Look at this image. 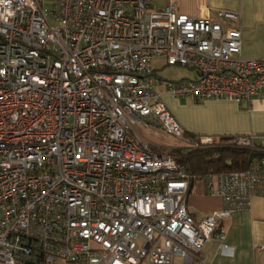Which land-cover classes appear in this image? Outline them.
I'll list each match as a JSON object with an SVG mask.
<instances>
[{
  "label": "built area",
  "instance_id": "1",
  "mask_svg": "<svg viewBox=\"0 0 264 264\" xmlns=\"http://www.w3.org/2000/svg\"><path fill=\"white\" fill-rule=\"evenodd\" d=\"M238 18L148 0H0V264H207L212 238L232 253L220 221L264 196V157L194 173L134 128L210 145L185 138L164 94L249 104L264 92V56L242 58ZM157 59L194 75L163 80ZM196 185L223 204L197 222Z\"/></svg>",
  "mask_w": 264,
  "mask_h": 264
},
{
  "label": "crops",
  "instance_id": "2",
  "mask_svg": "<svg viewBox=\"0 0 264 264\" xmlns=\"http://www.w3.org/2000/svg\"><path fill=\"white\" fill-rule=\"evenodd\" d=\"M150 5L162 8L172 4L182 13L200 16L215 14L219 9L239 14L231 22L241 31V56L254 59L264 56V0H148ZM186 69L182 78H191L194 72ZM168 110L192 137H212L214 142L235 136L254 135L259 143L264 137V92L254 96L249 104H237L223 99L196 101L163 95ZM188 213L194 221L222 208L221 198L209 194L202 185L191 188L186 196ZM224 243L233 248L230 255L221 253L220 242L210 239L203 248L207 264H264V196H254L248 210H238L220 221Z\"/></svg>",
  "mask_w": 264,
  "mask_h": 264
},
{
  "label": "trees",
  "instance_id": "3",
  "mask_svg": "<svg viewBox=\"0 0 264 264\" xmlns=\"http://www.w3.org/2000/svg\"><path fill=\"white\" fill-rule=\"evenodd\" d=\"M184 136L194 139L190 135ZM233 138L189 150L174 148L170 150V155L190 172L201 174L245 170L254 161L264 157V148L259 145L239 146L232 142ZM151 151L155 152L154 148Z\"/></svg>",
  "mask_w": 264,
  "mask_h": 264
},
{
  "label": "rangeland",
  "instance_id": "4",
  "mask_svg": "<svg viewBox=\"0 0 264 264\" xmlns=\"http://www.w3.org/2000/svg\"><path fill=\"white\" fill-rule=\"evenodd\" d=\"M161 62V59H157L155 61V68L157 69L158 76L163 80L180 79L186 73L185 68H179L177 66H166L160 68ZM134 130L149 143L150 150L151 148H154L155 153L170 154V150L174 148H182L183 150H189L193 148L186 145L185 141L170 137L159 130L152 133L151 131L139 126H136Z\"/></svg>",
  "mask_w": 264,
  "mask_h": 264
}]
</instances>
